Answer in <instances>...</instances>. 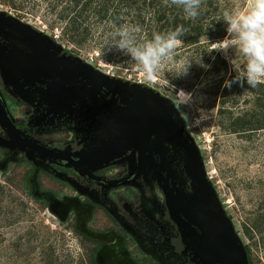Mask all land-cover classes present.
Instances as JSON below:
<instances>
[{"label":"rangeland","instance_id":"1","mask_svg":"<svg viewBox=\"0 0 264 264\" xmlns=\"http://www.w3.org/2000/svg\"><path fill=\"white\" fill-rule=\"evenodd\" d=\"M227 3L229 11L246 7V0ZM0 17V91L24 131L79 153L100 146L122 127L118 122L102 124L100 115L88 107L48 110L45 82L7 81L5 66L11 50L48 51L29 41L16 26L46 35L66 57L79 58L149 105L177 115L201 152L214 201L231 220L249 264H264V232L254 226L259 220L264 222V106L259 103V85L253 89L244 82L247 87L237 96L223 92L225 81L235 76L225 57L234 52L211 51V43L225 40L228 34L212 40L204 36L200 44L189 47L181 43L165 58L155 81H149L129 57L112 48L113 42H102L96 33L84 42L65 37L57 12H49L46 5L19 10L0 0ZM216 57L219 63L213 67ZM181 90L184 97L178 96ZM187 94H192L194 103ZM176 98L181 100L180 106ZM80 115L86 117L87 124ZM256 118L259 125L255 129L243 123ZM0 137V264H91L92 247L97 249L93 264H203L210 245L193 235L186 223L178 221L177 227L174 222L173 214L183 204L182 194H193L195 182L183 150L165 135L150 141L142 180L132 187L136 196L129 197L126 187L110 195L112 199H103L99 187L76 172L66 180L69 185L58 178L53 179L54 184L44 171L46 161L20 148L1 125ZM154 149L163 156L162 164L151 162L149 155ZM174 161L178 163L174 165ZM109 169V178L126 172L123 164ZM160 175L173 180L176 193L159 188ZM94 203H102L111 217L124 225L136 244L131 245L139 252L126 250L123 238L113 229L114 219L107 214L97 212L90 220ZM154 240L166 244L158 246ZM178 241L182 250L175 245Z\"/></svg>","mask_w":264,"mask_h":264},{"label":"water","instance_id":"2","mask_svg":"<svg viewBox=\"0 0 264 264\" xmlns=\"http://www.w3.org/2000/svg\"><path fill=\"white\" fill-rule=\"evenodd\" d=\"M10 23L13 24L12 21ZM16 29L21 31L29 41H34L43 47L52 45L55 48V53L61 51L59 45H55L54 41L46 35L35 33L23 26H16ZM8 55L9 62L5 66L7 81L45 82L47 79H51L49 76L52 74V78L57 79L61 72H72L83 76L94 86H105L114 92L124 93L127 97L125 101L128 104V108L125 109L127 115H116L117 121L124 125L123 130L119 135L104 140L100 146L87 152L85 159L90 162V166L99 167L108 164L129 149H133V152L138 151L140 157L152 137L159 134L165 135L183 150L192 171L195 182L194 193L182 194L183 204L178 208L177 217L176 214L173 216L178 221L186 223L193 235L210 245V252L204 256L203 264H249L247 253L238 235L234 232L231 220L225 216L222 208L214 201L211 182L201 152L177 115L164 113L149 105L114 78L96 70L87 63L81 62L77 57L74 59L67 57L70 62H63L66 66L64 69L60 60L37 50L31 53L14 49ZM52 89L47 91L46 100L51 92L62 94L67 98L85 95L74 87L60 91L57 89L52 91ZM0 124L23 150L38 151L43 156H59L37 141H32L30 138L21 135V131L9 115L1 91ZM2 142L3 139L0 137V143ZM182 214L186 216L187 220H179Z\"/></svg>","mask_w":264,"mask_h":264},{"label":"flooded vegetation","instance_id":"3","mask_svg":"<svg viewBox=\"0 0 264 264\" xmlns=\"http://www.w3.org/2000/svg\"><path fill=\"white\" fill-rule=\"evenodd\" d=\"M44 47H46L48 51H43L37 48L35 50L24 49V51L34 53L37 50L38 52L45 53L46 55H49L56 60H60L61 64L63 65V68L64 67L66 68V66L64 65L65 63L63 62L66 61L70 62V59L65 57V55H63V52L55 53V48L52 45L44 46ZM52 76L53 74L49 76L51 78L50 80L47 79L45 81V86L47 87V91L49 89L51 91L52 87H53L52 91L56 89L60 91V90L70 89V87H74L80 93H85V95L81 97L79 96V97L67 98L62 94H57V93L53 94L51 92L47 99L48 110L52 112H58L60 110L78 111L79 110L78 107L81 106L88 107L89 109L88 111H90L91 113L92 111H94L97 115H100L101 118L100 122L102 124L103 123L110 124L112 122H118L122 128L124 127V125L120 121H117V117H116V115L118 116L127 115L125 109L128 108L127 107L128 104L125 101L127 97H125L124 93H120L118 91L114 92V90L107 88L105 86H98V85L94 86L83 76L72 72L70 73L61 72V74L58 75L59 78L57 79H55L54 77L52 78ZM8 112L14 124L21 131V135L23 137L30 138L32 141H37L42 146L49 148L51 151H54L55 153L59 154V156L57 157L43 156L38 151L32 152L28 149L24 150L27 153L34 155L37 158H40L41 160L47 162L48 167H44V171H46V173L50 176L54 184H55L54 182L55 180L53 179L58 178L64 184L69 185L66 180L71 178L73 174L76 172L79 175L83 176L86 180L93 182L96 186H98L103 199H112L109 198L110 195H116V193H114L115 191H119L121 189L125 190L126 187H127L126 193L129 195V197L136 196L137 192H135V190L132 187L136 183H140L142 180L143 168H144V164H146L145 156L148 153V151L151 149V143H150L151 140L148 141L145 150L140 157L138 151L133 152L134 151L133 149H129L125 153H123L120 157L111 160L108 164H104L103 166H99V167H91L90 162H88L87 159H85V156L87 155V152L93 148L78 153L70 149L58 148L56 146L50 145L45 141H42L34 137L33 135L28 134L26 131H24L19 126L18 122L14 119L12 113L9 110ZM81 117L85 121L86 117L80 115V118ZM85 124H87L86 121ZM4 130L8 134L5 128ZM122 130L123 129H121L117 133H114L111 137L108 136L104 138L103 141L119 135ZM9 137L19 146L16 140H14L10 135ZM166 146L168 148V151L173 152L172 155H174V149L172 145L168 144ZM149 156L151 162L156 165L162 164L164 160L161 153L156 149H154ZM177 163H178L177 161L173 162L174 165ZM116 164H123L126 172L116 178L107 177L110 170L109 168L112 165H116ZM43 183L44 182H42V184ZM158 184H159L158 185L159 188H161L164 193H168L169 191L172 192L174 191V193H176V191L174 190L175 187L173 185L172 179H168L167 181V179L163 175H160L158 177ZM43 186L45 187V185ZM119 197H121V193H119ZM97 212H100L105 215L107 214L109 218L111 217L110 213L107 211V209L104 207L102 203H94V208L92 210L90 220L96 215ZM177 212L178 210L175 211L176 217H177ZM111 219H114L113 216L111 217ZM185 219L186 216L182 214L179 220H185ZM155 222L158 225V227L161 226L159 221L156 220ZM174 222L178 227L179 225L178 220L174 218ZM112 226L113 229L117 232V234L123 238V245L125 246L127 251L129 250V252L131 253L133 251L134 254L135 252H139L138 249L135 247L136 244L133 242L131 235L123 227L124 225L119 224V221L114 219ZM173 239H175V237H173ZM180 241L176 242L175 245L177 246L178 249L182 250L183 245ZM131 243H134L135 245L132 246ZM153 243L158 246H162L163 244H166L165 242H157L155 240L153 241Z\"/></svg>","mask_w":264,"mask_h":264},{"label":"trees","instance_id":"4","mask_svg":"<svg viewBox=\"0 0 264 264\" xmlns=\"http://www.w3.org/2000/svg\"><path fill=\"white\" fill-rule=\"evenodd\" d=\"M15 9L26 7L40 8L46 5L49 12L56 11L58 22L63 35L76 42H84L96 33L102 42H113V34L122 25L136 26L139 28L141 39H151L155 32L174 31L178 26H183L184 33L180 37L185 47L200 44L204 36L208 40L224 38L227 25L223 15L229 11L227 0H203L200 15L196 19L186 17L182 8L170 4L165 5L164 0H1ZM231 11V9H230ZM205 46V45H204ZM207 46V45H206ZM105 46L104 48H107ZM219 59H212L213 67ZM222 69L226 72L225 63ZM243 84L234 83L224 87V93L231 92L236 96L240 94ZM259 103L264 106V84L259 85ZM259 104V107L262 106ZM243 123L249 129L259 125V118L255 121L248 119ZM253 125L251 126V124ZM259 232H264V222L255 223ZM96 247L89 252V263L95 262Z\"/></svg>","mask_w":264,"mask_h":264},{"label":"clouds","instance_id":"5","mask_svg":"<svg viewBox=\"0 0 264 264\" xmlns=\"http://www.w3.org/2000/svg\"><path fill=\"white\" fill-rule=\"evenodd\" d=\"M169 5V0H164ZM203 0H170L171 5L182 8L186 17L196 19L200 15ZM223 20L227 25L228 37L216 43H211L214 50H233V56H227L231 71L235 76L225 81V87L234 83L243 86L246 82L255 89L264 84V0H246L242 11H226ZM139 28L122 25L113 34L112 48L121 55L129 57L144 78L155 81L158 70L165 58L170 57L182 43L180 37L184 33L183 26L174 31L155 32L151 39H141ZM203 66V65H202ZM206 67V66H205ZM179 97H184L181 90ZM190 102L194 103L192 94H187ZM180 106L181 100L177 99ZM205 116V113H201Z\"/></svg>","mask_w":264,"mask_h":264}]
</instances>
